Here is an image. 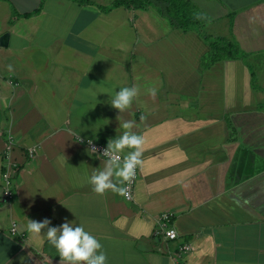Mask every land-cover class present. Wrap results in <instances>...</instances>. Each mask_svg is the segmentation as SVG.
<instances>
[{"label":"crops","instance_id":"crops-1","mask_svg":"<svg viewBox=\"0 0 264 264\" xmlns=\"http://www.w3.org/2000/svg\"><path fill=\"white\" fill-rule=\"evenodd\" d=\"M115 1L0 0V195L18 166L17 195L0 200V264H73L46 239L65 223L97 238L106 264H264V0H191L212 19L205 31L248 54L209 67L200 32L153 5L105 10ZM120 86L138 89L123 112L110 103ZM125 132L143 138L132 200L124 162L85 144ZM109 169L114 187L95 192L90 177ZM163 212L175 240L158 231ZM184 243L194 249L180 254Z\"/></svg>","mask_w":264,"mask_h":264},{"label":"clouds","instance_id":"clouds-1","mask_svg":"<svg viewBox=\"0 0 264 264\" xmlns=\"http://www.w3.org/2000/svg\"><path fill=\"white\" fill-rule=\"evenodd\" d=\"M9 70H11V66H9ZM101 92L105 91L95 93L96 97L98 93ZM150 92L153 96L155 95V89H150ZM111 94V106L123 112L131 105L133 99L138 95V89L135 86H120L119 92L114 91V94ZM132 124L133 122L131 121H124L121 126L123 129H129L132 127ZM89 143H91V141H89ZM142 144L143 138L141 136L136 134L129 135L127 132L118 139L109 142V148L112 150H122L125 149V147L133 149L130 156L125 160L122 168L116 173V175L121 178V183L130 181L134 176L135 168L137 165L141 164L140 156ZM111 175V169L106 173L93 174L89 182L94 186V191L103 193L106 189L113 188V182L109 180V176ZM48 223L49 221L47 219L42 223L30 220L27 224L26 231L31 235H39L41 234V229L46 227ZM46 239L49 244L57 250L62 262L71 261L73 264H79V262H87V264H106L107 257L104 252L95 255V250L101 249L102 245L97 238L85 230L83 225L73 228L65 223L62 229L49 228L46 233Z\"/></svg>","mask_w":264,"mask_h":264},{"label":"trees","instance_id":"trees-1","mask_svg":"<svg viewBox=\"0 0 264 264\" xmlns=\"http://www.w3.org/2000/svg\"><path fill=\"white\" fill-rule=\"evenodd\" d=\"M150 5L157 7L161 15L167 18L174 28L186 32L191 30L200 32L210 46V50L203 57L205 67L221 60L247 58L248 54L241 48L233 35L229 37L214 36L205 31V27L212 19L201 12L191 0H116L111 7H107L105 10L117 6L144 9ZM23 15L30 16L32 13H24ZM230 15L232 18L233 14Z\"/></svg>","mask_w":264,"mask_h":264},{"label":"built area","instance_id":"built-area-1","mask_svg":"<svg viewBox=\"0 0 264 264\" xmlns=\"http://www.w3.org/2000/svg\"><path fill=\"white\" fill-rule=\"evenodd\" d=\"M89 141H91V143H89ZM85 144L90 149H92L97 154H99L101 157L108 159L114 163H119V162L125 163V160L127 159V157L122 155L120 152L110 149L109 146L104 143L95 142L89 139V140H85ZM13 147H14V142L13 139H11L8 141L7 144V152L10 153ZM13 171H18V166L15 164L10 166L8 169H6L3 174L4 181L2 185V193L0 195V200L3 202H10L17 195L16 188L13 186V182H12ZM138 171H139V167L137 165V167L134 170V176L131 178L130 181H126L125 195L128 200H132L133 198V192L138 177ZM173 217L174 214L172 212H163L157 221L158 231L161 234H163L165 239L168 241L175 240L179 236L177 229L172 224ZM10 232L12 235H18L19 226L16 222L13 223V225L11 226ZM193 249L194 246L192 244L184 243L180 246V254L190 252Z\"/></svg>","mask_w":264,"mask_h":264},{"label":"water","instance_id":"water-1","mask_svg":"<svg viewBox=\"0 0 264 264\" xmlns=\"http://www.w3.org/2000/svg\"><path fill=\"white\" fill-rule=\"evenodd\" d=\"M8 39H9V34H8V33L2 35L1 38H0V44H1L2 46H7V44H8Z\"/></svg>","mask_w":264,"mask_h":264},{"label":"rangeland","instance_id":"rangeland-1","mask_svg":"<svg viewBox=\"0 0 264 264\" xmlns=\"http://www.w3.org/2000/svg\"><path fill=\"white\" fill-rule=\"evenodd\" d=\"M206 29V28H205Z\"/></svg>","mask_w":264,"mask_h":264}]
</instances>
